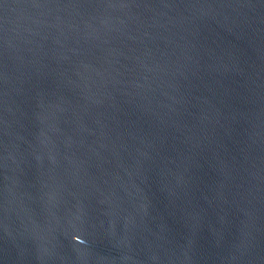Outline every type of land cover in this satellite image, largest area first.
<instances>
[{"label":"water","instance_id":"1","mask_svg":"<svg viewBox=\"0 0 264 264\" xmlns=\"http://www.w3.org/2000/svg\"><path fill=\"white\" fill-rule=\"evenodd\" d=\"M0 264H264V0H0Z\"/></svg>","mask_w":264,"mask_h":264}]
</instances>
